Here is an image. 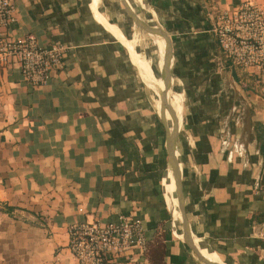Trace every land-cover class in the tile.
<instances>
[{
	"label": "crops",
	"instance_id": "0c3cea01",
	"mask_svg": "<svg viewBox=\"0 0 264 264\" xmlns=\"http://www.w3.org/2000/svg\"><path fill=\"white\" fill-rule=\"evenodd\" d=\"M12 1L7 32L61 42L65 54L42 85L26 82L14 59L0 63V264H77L68 224L129 211L149 242L163 239L164 264H205L180 236L165 124L141 72L161 88L153 70L161 55H140L100 0ZM240 1L145 0L143 8L171 40L165 114L180 127L193 239L227 264H264V153L253 124H264V71L232 65L214 35L217 10Z\"/></svg>",
	"mask_w": 264,
	"mask_h": 264
},
{
	"label": "built area",
	"instance_id": "2783aa9c",
	"mask_svg": "<svg viewBox=\"0 0 264 264\" xmlns=\"http://www.w3.org/2000/svg\"><path fill=\"white\" fill-rule=\"evenodd\" d=\"M14 21L13 1L0 0V63L14 59L26 82L45 84L51 70L63 65L65 46L42 43L34 32L12 36L7 30ZM214 35L232 65L264 71V5L241 0L232 8H219ZM67 230V247L77 264H150L149 239L136 212L70 222Z\"/></svg>",
	"mask_w": 264,
	"mask_h": 264
},
{
	"label": "water",
	"instance_id": "95a60500",
	"mask_svg": "<svg viewBox=\"0 0 264 264\" xmlns=\"http://www.w3.org/2000/svg\"><path fill=\"white\" fill-rule=\"evenodd\" d=\"M124 9L126 13L131 17L133 22L141 27L142 29L146 30L148 33H155L160 34L162 38H164V45H163V51H162V64L159 68V77L163 81V86L159 88V91H155L157 95V103L159 101V113L160 116L165 124V147L167 152V170L170 172L171 177L174 182V189L173 192L175 194V197L177 199V207L179 211L180 216V236L182 237V240L187 244V246L192 250V252L197 256L199 260L204 262L205 264H227L226 262L222 260H214L211 259L203 254L201 251V248L196 244L195 240L193 239V236L191 234V231L189 229V225L186 218L185 213V206H184V197L182 192V186H181V168H180V161L178 152L176 149V140L178 137V133L180 130L179 125L177 124V121L173 119L171 123L167 121L165 118V113H162L160 111V107L165 108L169 107L168 102V90L171 88L172 83V49H171V40L168 32L163 28V26L157 21L152 11L149 10V13L153 17V20L151 22H146L143 20V18L137 17V14L135 11L130 7V4L127 0H121ZM143 7L148 8L145 0H142ZM170 108V107H169ZM171 110V109H170ZM19 214L25 215L23 211H19Z\"/></svg>",
	"mask_w": 264,
	"mask_h": 264
},
{
	"label": "rangeland",
	"instance_id": "374dc122",
	"mask_svg": "<svg viewBox=\"0 0 264 264\" xmlns=\"http://www.w3.org/2000/svg\"><path fill=\"white\" fill-rule=\"evenodd\" d=\"M100 1L103 5V8H107L108 11H110L111 15H112V13L118 15V17L120 18L119 27L121 29H123L124 34L122 33V31H121V33L125 37L133 40L134 49L136 51H138L140 53V55L148 58L150 61H152V60L155 61V56L157 54V51H156L152 37L150 36V34L146 30L142 29L141 27H139L138 25H136L133 22L131 17L126 13L121 0H100ZM127 1H129L131 4L134 3L136 5L137 9L141 10V12L143 14V20L144 21L150 22L149 21L150 18L148 16V13H147L146 9H144L142 7L140 2H137L136 0H127ZM110 2L113 3L117 9L114 8V10H113L111 5H110ZM116 15H112L113 18H115ZM153 70H154L155 75L160 79L159 73L156 71V69L154 68ZM156 98H157V95L155 93V96H154L155 104H156ZM173 195H175L174 192H173ZM176 208L178 209L177 205H176ZM175 219L177 220V222L180 225L179 214H178V216L175 217Z\"/></svg>",
	"mask_w": 264,
	"mask_h": 264
},
{
	"label": "trees",
	"instance_id": "16d2710c",
	"mask_svg": "<svg viewBox=\"0 0 264 264\" xmlns=\"http://www.w3.org/2000/svg\"><path fill=\"white\" fill-rule=\"evenodd\" d=\"M257 138H261L260 151L264 153V124L261 121L253 122ZM148 254L152 264H164L163 254L165 243L161 237H155L148 243Z\"/></svg>",
	"mask_w": 264,
	"mask_h": 264
},
{
	"label": "bare ground",
	"instance_id": "6f19581e",
	"mask_svg": "<svg viewBox=\"0 0 264 264\" xmlns=\"http://www.w3.org/2000/svg\"><path fill=\"white\" fill-rule=\"evenodd\" d=\"M129 2V1H128ZM129 4H130V7L135 11V13L137 14V17H139L140 19L141 18H143V14H142V12H141V10L140 9H137V7H136V5L133 3V4H131L130 2H129ZM150 34V36L152 37V39H153V42H154V45H155V48H156V51H158V53L161 55V57H162V51H163V49L162 50H160L159 49V45H158V39L159 38H161L162 40H163V38H162V36H160L159 34H155V33H149ZM163 45H164V41H163ZM141 72H142V74H143V77H144V79H145V81L147 82V83H149L150 85H152V87H154L155 89H156V91L158 90L159 91V88H158V86L156 85V84H154L151 80H150V78L143 72V70H141ZM162 86H163V82H162ZM173 88H169V90H168V102L170 103V97H171V95H173ZM157 106H158V108H159V106H160V103H159V101H158V104H157ZM170 107V106H169ZM168 107V109L170 110V108ZM166 109H167V107H165V108H162L161 109V107H160V111H162V113H166ZM165 118L167 119V116H166V114H165ZM167 121H169L168 119H167ZM169 123H171V122H169ZM167 172L168 173H170L168 170H167ZM170 176H171V174H170ZM171 179H172V177H171ZM172 181H173V179H172ZM173 185H174V182H173ZM172 193V191H171V187H170V183H169V178H168V182H167V185H166V197H167V199H168V197L170 196V194ZM169 206H170V208L172 209V211L174 212L175 211V208L173 207V205H170V203H169ZM177 211H178V209H177ZM178 214H179V211H178ZM204 254V253H203ZM205 255V254H204ZM215 255V254H214ZM205 256H207V255H205ZM207 257H209V256H207ZM209 258H211V259H214V260H220L216 255H215V257H209Z\"/></svg>",
	"mask_w": 264,
	"mask_h": 264
}]
</instances>
